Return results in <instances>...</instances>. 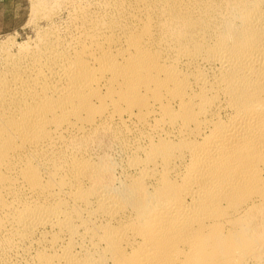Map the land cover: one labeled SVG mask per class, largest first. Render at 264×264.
<instances>
[{
    "label": "bare ground",
    "instance_id": "6f19581e",
    "mask_svg": "<svg viewBox=\"0 0 264 264\" xmlns=\"http://www.w3.org/2000/svg\"><path fill=\"white\" fill-rule=\"evenodd\" d=\"M0 42V264H264V0H29Z\"/></svg>",
    "mask_w": 264,
    "mask_h": 264
},
{
    "label": "rangeland",
    "instance_id": "374dc122",
    "mask_svg": "<svg viewBox=\"0 0 264 264\" xmlns=\"http://www.w3.org/2000/svg\"><path fill=\"white\" fill-rule=\"evenodd\" d=\"M29 0H0V42L14 36L18 43L33 38L35 31L27 25Z\"/></svg>",
    "mask_w": 264,
    "mask_h": 264
}]
</instances>
